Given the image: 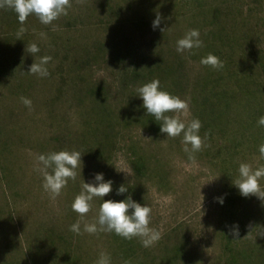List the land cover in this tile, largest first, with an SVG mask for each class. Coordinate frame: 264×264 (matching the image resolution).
Instances as JSON below:
<instances>
[{"label":"rangeland","instance_id":"1","mask_svg":"<svg viewBox=\"0 0 264 264\" xmlns=\"http://www.w3.org/2000/svg\"><path fill=\"white\" fill-rule=\"evenodd\" d=\"M71 4L68 15L50 25L40 23L34 15L28 17L23 25L27 31L20 40L16 35L21 26L18 17L7 8L0 9V264H66L62 255L53 258L64 248L63 237L79 248L81 264H95L102 252L111 256V264L122 263L124 253L116 251L113 232H83L85 223L96 222L102 199L94 198L92 209L83 218L71 208L82 181L94 182L96 173H103L105 181H113L112 192L104 200H125V193L124 197L117 195L123 184L128 187L126 194L135 188L138 203L152 209L149 226L160 232L161 239L145 248L139 238H133L138 251L134 264H154L156 258L168 254V248L177 245L185 251L180 264H226L224 236L232 207L225 202L227 180L217 159L216 140L220 137L214 141L207 138V146L190 160L183 151L182 136L167 138L165 134L156 139L140 127L127 125V101L141 98L137 87L122 83V72L106 55L125 43L137 54H149L153 41H158L169 62L183 64L184 84L177 95L189 104L188 114L181 115L185 123L196 119L207 95L205 82L219 80L240 103L239 113L233 111L235 103L228 115L231 124L222 142L233 149L232 139L240 136L246 125L242 120L249 117L250 100L246 104L247 97L237 88L245 84L244 80L230 79L224 69L204 66L200 60L209 54L211 34L220 26L215 21L217 9L222 12L221 26L233 30L240 39L235 51L238 63L245 61L239 48L248 44V29L256 18L264 17V10L258 17L256 13L249 17L253 0H205L203 11L194 0H84L82 4L71 0ZM157 13L162 20L154 30L152 22ZM161 28L166 29L162 32ZM190 29L199 30L204 46L178 53L176 42ZM31 43L40 48L35 56L25 51ZM256 43L255 53L264 60V22ZM45 55L52 57L47 65L50 75L41 78L28 74L30 66ZM261 82L264 74L249 88L257 91ZM92 88L104 89L106 101L94 97ZM258 93L255 104L264 113V95ZM22 96L32 101L31 110L21 102ZM253 128L251 133L257 134L259 130ZM199 135L204 137L200 131ZM133 143L139 144L151 162L143 179L136 177L130 163ZM101 144H108L110 149L103 171L90 155ZM61 150L79 151L82 170L79 174L78 169L77 179L69 180L52 200L43 188V173L37 170L42 165L37 157ZM245 150L247 158L240 162L254 169L264 165L259 146L247 143ZM260 184L264 188V179ZM238 208L235 222L245 225L241 243L245 245L236 254L238 263L264 264V200L244 197ZM78 220L80 235L70 231Z\"/></svg>","mask_w":264,"mask_h":264},{"label":"trees","instance_id":"2","mask_svg":"<svg viewBox=\"0 0 264 264\" xmlns=\"http://www.w3.org/2000/svg\"><path fill=\"white\" fill-rule=\"evenodd\" d=\"M205 0H194L201 11L205 10L203 3ZM232 10V7L230 8ZM264 10V0H253V7L250 8V14L256 13L259 16L260 11ZM8 11L13 12L16 16L17 14L8 9ZM221 9H217V14L215 16L216 24H219V28L212 32L210 38V44L208 45L207 51L215 56H217L224 64V71H226V76L230 79H236L237 82L244 80V85H240L239 91L246 96V104L250 109L248 110V119L242 120L244 122L243 130L239 131V137L232 139L233 149H229L227 144L222 142L226 141L228 135V126L231 124L229 119V113L234 109V104L236 103L235 93L231 94L230 89L224 88L220 85V81L208 79L203 85L204 94H207L203 101L200 103L199 110L196 114V119H199L202 123L200 132L204 136L206 132L210 131L208 136L209 140H215L218 138L217 145H219V151H217V159L221 165V168L226 176L227 186L229 195L226 197L225 202L227 205L232 207L229 210L227 227L228 230L225 231V249H226V264H239L237 255L240 248L245 245L242 243L244 240V234H242L245 225L243 223L235 222L236 211L239 210V205L243 201L244 196H242L237 187L234 186L233 181L238 178V168L239 164L242 163L240 160H246L247 151L245 150V145L251 143L255 146H260L264 143V128L260 127L257 123L259 117L264 116L263 111L259 110L255 104V101L259 100L260 96L258 91L264 95V83L261 82L259 89L257 91L249 88L250 85H256V78L264 74V60L255 53L256 40L258 36V29L261 23L264 22V17L255 19L254 25H251L248 29V44L246 48L242 50V57L244 62L238 63L235 51L238 48L239 37L233 30H228L224 28L222 23ZM258 14V15H257ZM253 19V18H252ZM244 39L243 36L241 40ZM154 48L149 54L140 53L137 54L133 51L132 47L125 43L121 48L117 49L113 54L106 55L108 59H113L115 64L118 66L122 72V83L126 86L131 85L132 87H140L145 83L151 82L153 79H159L161 90L167 91L168 93L178 96L177 89L184 84V78L182 77L183 64L174 65L169 62L164 49H162L161 44L158 41H153ZM247 68V69H246ZM263 73V74H262ZM238 75L237 77H235ZM235 77V78H234ZM225 77H223V80ZM241 82V81H240ZM211 83V84H209ZM173 86V87H172ZM212 86V87H211ZM174 88V89H173ZM93 96L97 99L103 100L105 90L102 88H92ZM207 91V92H206ZM210 92V93H209ZM248 97H250L248 99ZM142 99H137L136 96L127 101V115L125 117V122L127 125H134L142 128L145 132L151 134L154 138L158 139L163 137L165 134L160 132V122L156 121L154 117L146 114V109H144ZM235 110L239 113V104L236 103ZM228 110V111H225ZM106 111V110H105ZM104 111V112H105ZM171 115V113H169ZM239 118H241L239 116ZM253 127H257L258 133H251ZM220 131V134L218 135ZM250 131V133H248ZM217 134V135H216ZM226 146L225 150L223 149ZM223 150V151H222ZM91 158L96 162L101 171L104 170V164H107L109 160L110 149L108 144H101L97 149L92 150ZM219 156V157H218ZM130 163L133 167L135 175L138 179H143L147 176L149 171L150 160L147 155L144 154L139 144H134L131 147ZM264 164V163H263ZM129 195L135 202H139L138 191L133 188L129 191V194L125 193V196ZM119 196H123L119 195ZM127 197L125 199H127ZM237 209V210H236ZM235 210V211H234ZM130 212L132 210H129ZM238 212V211H237ZM238 226L239 236L234 237L231 235V231ZM114 233V232H113ZM62 237V236H61ZM115 244L118 246L117 250L123 252L122 263L127 260L130 264H134V259L136 258L138 251L136 249V244L134 239L128 240L124 239L114 233ZM236 238V239H234ZM65 245L63 250H58L53 258H59L62 255L63 260L66 264H81L83 258L79 254V248L72 245L66 238H61ZM60 239V240H61ZM247 245H253L246 243ZM250 248V247H249ZM252 249V247H251ZM254 253V250L251 251ZM118 256V252H114ZM115 256V257H116ZM185 251L182 245L174 246L173 249L168 248V254L162 258H156L154 264H180V261L184 259ZM160 260V261H158Z\"/></svg>","mask_w":264,"mask_h":264},{"label":"clouds","instance_id":"3","mask_svg":"<svg viewBox=\"0 0 264 264\" xmlns=\"http://www.w3.org/2000/svg\"><path fill=\"white\" fill-rule=\"evenodd\" d=\"M77 3L82 4L84 0H77ZM71 7V0H0V9H11L17 14L21 25L16 33L17 40H20V37L27 31L23 25L28 17L34 15L40 23L50 25L61 16H67L68 9ZM161 20L162 17L157 13L155 20L152 22L154 30L160 26ZM165 29L161 28L160 30L164 32ZM45 35L41 33L42 37ZM203 46L199 30L190 29L183 38L176 42V51L183 54ZM25 51L35 56L40 52V48L36 43H31L26 46ZM51 60L52 57L48 55L40 57L38 61L30 66L27 73L41 78L48 77L50 73L47 65ZM200 63L217 70L224 67L223 62L211 53L202 58ZM136 92L137 96L143 101L142 106L146 109V114L160 122V132L166 134L167 138L182 136L183 151L188 154L190 160H194V154L207 146L205 142L210 135V131L206 132L202 138L199 135L202 127L199 119H192L188 123L181 119L182 114L186 116L189 112L188 102L161 90L159 79H153L151 82L143 84L136 89ZM20 100L31 110L32 101L29 98L22 96ZM169 113L174 115H169ZM257 123L264 128V116L259 117ZM259 153L260 158L264 159V143L260 144ZM81 156L82 154L76 150H61L40 154L37 157L38 163L42 165L37 170L43 173V188L49 193L52 200H55L61 194L69 180L75 181L77 179L78 169L80 170L79 174H81ZM48 169H51V172ZM238 173V178L233 181V184L238 188L240 194L244 197L257 196L264 200V188L260 184L261 179H264V165L254 169L248 163H240ZM112 185V180H104L103 173H96L94 182L86 183L84 180L82 181L81 192L75 196L71 204L74 212L83 218L92 209L91 202L94 198H100L103 201L99 206L96 222L85 223L83 232L88 234L114 232L116 235L128 240L139 238L145 248L154 246L161 239V234L158 230L149 226L152 209L145 204L135 202L131 195L121 201L104 200L103 198L112 192ZM126 192H128V187L122 184L117 190V195ZM217 199L221 204L223 203L222 198ZM70 231L77 235L82 234L80 220L70 226ZM230 234L238 237V226H235ZM95 264H111V256L102 252ZM123 264H130V261L125 260Z\"/></svg>","mask_w":264,"mask_h":264}]
</instances>
